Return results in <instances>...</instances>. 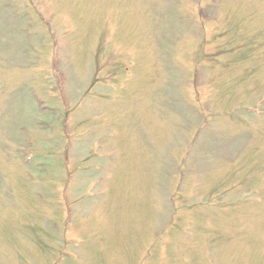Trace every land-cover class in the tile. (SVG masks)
Masks as SVG:
<instances>
[{
    "label": "rangeland",
    "instance_id": "374dc122",
    "mask_svg": "<svg viewBox=\"0 0 264 264\" xmlns=\"http://www.w3.org/2000/svg\"><path fill=\"white\" fill-rule=\"evenodd\" d=\"M0 264H264V0H0Z\"/></svg>",
    "mask_w": 264,
    "mask_h": 264
}]
</instances>
